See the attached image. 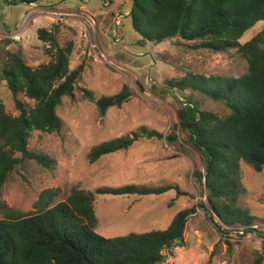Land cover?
Segmentation results:
<instances>
[{
    "label": "rangeland",
    "instance_id": "obj_1",
    "mask_svg": "<svg viewBox=\"0 0 264 264\" xmlns=\"http://www.w3.org/2000/svg\"><path fill=\"white\" fill-rule=\"evenodd\" d=\"M46 0L27 4L20 0H0V75L11 53L20 52L24 62L34 68L51 60L47 42L37 38V30H54L60 47L72 45L69 68L83 64L75 84L74 96L64 97L57 107L61 119L59 132L30 133L28 149L42 152L54 161L52 169L33 160L24 162L9 174L0 191L2 203L28 213L39 193L58 187L55 201L64 199L73 186L96 188L137 184L154 187L174 184L176 189L147 195H96L100 234L114 237L129 232H145L168 227L182 208L197 206L187 219L183 241L165 255L164 264H250L256 252L264 256V170L256 172L240 162L241 183L238 204L254 218L247 232L222 223L206 199L203 181L193 172L204 169V157L187 137L176 129L178 108L184 96H190L200 109L223 115V105L207 95L186 89L171 90L173 83L188 73L206 76H238L246 72V61L235 48L213 52L193 48V42L170 38L161 43L140 42L132 28L129 11L132 0ZM264 28V21L246 30L244 43ZM126 84L131 96L119 107L101 114L83 97L82 89L96 99L119 92ZM24 105L34 101L17 94ZM0 102L7 113L17 115L13 96L0 79ZM140 126L177 139L142 138L128 149L90 163L87 153L103 141L124 136ZM19 155V154H17ZM172 202V205L169 203ZM94 203V202H93ZM109 220V221H108ZM245 230V231H246ZM244 231V229H243ZM264 264V259H263Z\"/></svg>",
    "mask_w": 264,
    "mask_h": 264
},
{
    "label": "trees",
    "instance_id": "obj_2",
    "mask_svg": "<svg viewBox=\"0 0 264 264\" xmlns=\"http://www.w3.org/2000/svg\"><path fill=\"white\" fill-rule=\"evenodd\" d=\"M20 1L33 4L46 0ZM129 18L140 42L158 44L180 38L193 42L195 49L224 52L235 48L246 61V72L238 76L188 73L167 85L171 90H197L226 109L225 114L218 115L200 109L192 97L184 96L175 127L186 135V143L204 157L203 171L193 175L203 181L211 207L209 216L215 215L231 227L250 229L254 218L238 204V192L245 190L240 162L256 172L264 170V28L244 43L240 38L256 22L264 21V0H132ZM37 38L47 42L53 52L51 60L32 68L20 52L11 53L0 75L18 111L11 115L0 102V191L9 174L26 161L53 168L54 161L47 155L28 149L30 133L61 130L57 107L64 97L74 96L75 84L84 69L83 64L69 68L72 45L60 47L54 30L40 28ZM19 93L32 99L34 105H24L17 99ZM82 94L94 102L101 114L109 107L121 106L131 96L126 84L119 92L96 99L90 90L82 89ZM163 137L168 142L177 139L175 133L164 136L140 126L124 136L92 146L86 156L90 163H95L104 155L128 149L139 139ZM170 189H176L177 196L185 194L174 184L101 186L95 191L73 186L60 201H55L61 192L58 187L42 190L33 211L28 213L2 203L0 264L162 263L165 255H173V248L182 243L187 219L197 206L179 210L164 229L108 237L97 232L93 202L96 195L140 196ZM263 259V253L256 252L250 264H263Z\"/></svg>",
    "mask_w": 264,
    "mask_h": 264
},
{
    "label": "crops",
    "instance_id": "obj_3",
    "mask_svg": "<svg viewBox=\"0 0 264 264\" xmlns=\"http://www.w3.org/2000/svg\"><path fill=\"white\" fill-rule=\"evenodd\" d=\"M111 3V0H109V2H108V4H110ZM33 4H35V3H33ZM96 203V200H94V203H93V206H94V204ZM94 210L96 211V213H97V210H96V208L94 207ZM97 217H98V226H97V228L100 226V224H101V220H100V215H98L97 214ZM109 221V220H108ZM102 235H105L106 236V234H102Z\"/></svg>",
    "mask_w": 264,
    "mask_h": 264
},
{
    "label": "built area",
    "instance_id": "obj_4",
    "mask_svg": "<svg viewBox=\"0 0 264 264\" xmlns=\"http://www.w3.org/2000/svg\"><path fill=\"white\" fill-rule=\"evenodd\" d=\"M238 232L245 233V230L243 231V228L242 227H238ZM159 264H164V263L162 262V263H159Z\"/></svg>",
    "mask_w": 264,
    "mask_h": 264
},
{
    "label": "water",
    "instance_id": "obj_5",
    "mask_svg": "<svg viewBox=\"0 0 264 264\" xmlns=\"http://www.w3.org/2000/svg\"><path fill=\"white\" fill-rule=\"evenodd\" d=\"M56 29H57V27L55 26V27H54V34H55V33H56V31H57Z\"/></svg>",
    "mask_w": 264,
    "mask_h": 264
}]
</instances>
